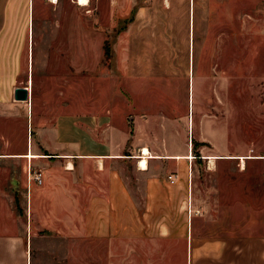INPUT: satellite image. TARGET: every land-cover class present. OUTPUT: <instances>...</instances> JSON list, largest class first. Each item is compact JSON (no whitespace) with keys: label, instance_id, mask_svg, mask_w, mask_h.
I'll return each instance as SVG.
<instances>
[{"label":"rangeland","instance_id":"obj_1","mask_svg":"<svg viewBox=\"0 0 264 264\" xmlns=\"http://www.w3.org/2000/svg\"><path fill=\"white\" fill-rule=\"evenodd\" d=\"M140 1L136 5L145 12L136 22L137 39L144 49L141 64L135 68L139 74L135 82L126 80L117 66L116 47L123 22L117 19L115 3L90 0L82 8L74 3H46L32 34L35 50L39 43L45 45L46 65H32L27 80L24 51L12 88L2 91L0 85V94L5 95L0 98V146L8 140L6 150L21 154L30 141L49 138L60 117H78L83 124L91 118L104 119L129 139L151 145L154 155L189 150L188 156L193 157L192 167L188 162L190 181L192 171L200 202L220 204L221 218L237 221L238 226L225 230L256 235L264 225V0L214 6L215 10L224 7L231 11L232 18L224 20L226 30L222 32L214 31L211 20L209 36L212 41L231 42L232 49L202 67L192 50V35L189 66L186 50H174L170 62L164 58L156 66L145 61L149 38L154 39L149 28L155 29L159 7L165 8V3ZM131 6L133 3L127 8ZM172 35L174 41L171 36L168 44L158 45L161 56L167 46L181 41L180 35ZM152 45L155 49V42ZM36 51L33 49V59ZM200 72H206L202 82ZM20 87H29L30 102L13 99L14 89ZM207 156H212L209 161L204 159ZM128 175L132 186L139 183L133 197L143 205V180L135 179L131 171ZM195 197L193 191L192 204ZM188 205L196 214L190 198ZM160 241L155 244V239L144 238L137 248L127 251L114 243L108 260L106 245L94 241L92 259L88 252L84 256L87 262L84 258L79 264H151L149 250L156 251V247L157 263L166 264V245Z\"/></svg>","mask_w":264,"mask_h":264},{"label":"crops","instance_id":"obj_2","mask_svg":"<svg viewBox=\"0 0 264 264\" xmlns=\"http://www.w3.org/2000/svg\"><path fill=\"white\" fill-rule=\"evenodd\" d=\"M110 1L117 5V19L123 22L116 47L117 66L126 80L135 82L139 80L135 68L141 64L140 52L144 49L137 39L136 22L145 12L136 3L143 1ZM145 1L165 3V8L159 7L155 29L149 28V35H154V39L149 36L146 46L145 61L149 65L156 66L164 58L169 61L174 50H186L189 66L191 35L192 50L201 67L223 58V51L232 49L231 42L212 41L209 35L212 36V21L214 31L222 32L224 20L232 18L231 11L224 7L215 10L214 6L238 0ZM46 3L77 5L76 0H57L56 4L54 0H0L2 91H8L17 80L24 51L27 80L32 76V65H46L45 45L39 43L36 51L32 43L34 21ZM129 3H133L131 8H127ZM175 33L181 41L166 45L161 56L158 45L168 44L172 38L174 41ZM33 49L37 52L35 59ZM200 73L202 82L206 72ZM2 97L5 95L0 94ZM90 120L83 124L78 117H60L49 138L30 141L21 154L8 152V140L2 142L0 147L5 150L0 151V264L84 263L88 252L92 259L94 241L106 245L108 260L112 244L127 251L137 248L144 238L155 239V244L164 241L166 264H264V225L256 235L225 230L238 223L221 218L220 204L200 202L192 171L190 181L188 162L192 167L193 157L188 156L189 150L154 155L151 145L129 139L112 123L101 118ZM143 148L153 156L146 159V170H139ZM30 153L40 158H25ZM209 157L212 156L204 159L209 161ZM29 169L42 173L41 185L27 181ZM129 171L136 174L135 179L143 180V205L133 197L140 187L139 183L132 186ZM188 198L196 214L189 208ZM149 251L151 264H158L157 247L156 251Z\"/></svg>","mask_w":264,"mask_h":264},{"label":"bare ground","instance_id":"obj_3","mask_svg":"<svg viewBox=\"0 0 264 264\" xmlns=\"http://www.w3.org/2000/svg\"><path fill=\"white\" fill-rule=\"evenodd\" d=\"M57 0H54V4H56ZM88 0H79V3H76L79 7H86L88 6L89 2ZM53 3V2H52ZM142 158L139 160V170H146L147 168V162L146 159L152 158L151 154L149 153L148 149L143 148L142 152ZM25 158L29 159H39L40 157H37L35 155H32V153L25 156ZM70 167V166H69Z\"/></svg>","mask_w":264,"mask_h":264},{"label":"water","instance_id":"obj_4","mask_svg":"<svg viewBox=\"0 0 264 264\" xmlns=\"http://www.w3.org/2000/svg\"><path fill=\"white\" fill-rule=\"evenodd\" d=\"M13 99L17 102H30L29 87L15 88L13 91Z\"/></svg>","mask_w":264,"mask_h":264},{"label":"built area","instance_id":"obj_5","mask_svg":"<svg viewBox=\"0 0 264 264\" xmlns=\"http://www.w3.org/2000/svg\"><path fill=\"white\" fill-rule=\"evenodd\" d=\"M88 2H89V0H88ZM76 3H79V0H76ZM168 180L172 183V178L171 177H168ZM27 181H29V182L32 181V182H34L37 185H41V183H42V173L39 172V171L32 172L29 169V171H27Z\"/></svg>","mask_w":264,"mask_h":264}]
</instances>
